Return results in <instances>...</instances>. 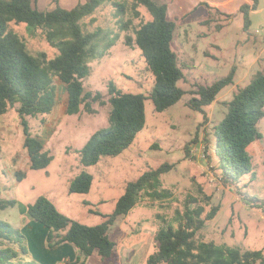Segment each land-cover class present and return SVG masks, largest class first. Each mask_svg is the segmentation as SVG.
<instances>
[{"label": "rangeland", "instance_id": "1", "mask_svg": "<svg viewBox=\"0 0 264 264\" xmlns=\"http://www.w3.org/2000/svg\"><path fill=\"white\" fill-rule=\"evenodd\" d=\"M244 1L174 0L170 4L172 16L197 6L190 19L187 17L182 22L173 43L186 75L179 85L188 93L164 112H157L153 100L147 98L146 125L134 144L118 156H102L97 165L90 167L82 165L79 150L95 131L111 125L110 81L124 91L148 96L155 79L142 50L136 44L127 43V36L135 38V27L140 19H134L129 29H120L115 11L108 2L94 14L96 22L90 24L91 16L86 17L84 20L89 29L101 25L112 29L113 36H119L114 44L107 46L104 56L90 60L91 71L84 79L86 90L102 92L105 103H94L96 113L69 115L66 84L55 78L57 102L53 112L29 117L33 134L43 140L54 156L51 164L40 170L30 168L17 107L0 116V197L16 200L14 206L0 209V220L22 230L26 225L27 205L40 195H47L70 217L88 225L101 223L103 216L89 213L85 202L90 203L89 208L110 214L128 182L136 180L148 169L169 162L175 167L163 173L161 180L163 187L173 189L174 196L155 202L142 199L110 232L117 244L114 257L104 261L97 254L90 259V264H146L149 255L157 249V231L165 224L161 216L172 221L176 210L183 209L184 200L190 193L199 198H204V194L211 195L212 205H220L216 217L209 220L200 232V239L243 250L264 251V207L246 203L243 195L249 193L264 199V137L250 146L255 179L252 181L251 174L246 175L239 184L227 187L222 183L213 134L214 126L228 112L225 102L233 97L239 86H245L257 72L264 71V0H259L258 11L251 13L249 28L245 27V16L239 10ZM200 2L220 5V11ZM140 9L142 18L149 19L146 7ZM131 17L128 12L124 18ZM207 17L212 20L203 23ZM11 27L25 39L33 54L46 51L49 57L57 55V49L49 44L40 30L35 31L24 23L12 22ZM232 68H236L234 84L225 87L211 105L204 107V112L189 106L197 83H212ZM259 129L264 135V118ZM84 169L94 175L91 190L83 194L71 193V180ZM18 174L22 176L21 180ZM28 259L42 264L32 255Z\"/></svg>", "mask_w": 264, "mask_h": 264}, {"label": "trees", "instance_id": "2", "mask_svg": "<svg viewBox=\"0 0 264 264\" xmlns=\"http://www.w3.org/2000/svg\"><path fill=\"white\" fill-rule=\"evenodd\" d=\"M106 2L114 9L120 29H129L134 19H140L135 27V38L127 36V43L136 44L142 50L155 81L148 96L124 91L110 81L108 102L111 104V125L95 131L79 150L82 165H97L102 156H118L134 144L138 133L146 125L147 98L153 100L157 112H164L188 93L179 85L186 75L173 43L189 14L171 16L170 1L86 0L67 9L61 6L60 0H54L55 6L41 10L34 6L32 0H0V116L17 107L31 169L47 168L54 159L44 142L33 134L29 117L52 113L57 102L56 77L66 84L69 115L82 112L93 114L97 112L94 103H105L102 92L86 90L84 79L91 71L90 60L104 56L107 46L114 44L119 36H113L112 29L101 25L91 30L84 19L91 16L90 24L96 22L94 14ZM258 5L259 0H251L241 6L246 28L251 25L250 12ZM142 6L150 14L149 19L142 18ZM128 12L132 17L125 20ZM211 20L208 17L202 22L209 23ZM12 22L40 30L49 44L57 49V55L49 57L46 51L33 54L25 39L11 27ZM235 76L236 68H232L212 83H197L189 106L204 112V107L211 105L225 87L234 84ZM225 104L228 112L214 126L213 134L222 183L230 187L239 184L246 175L251 174L252 181L256 177L250 146L264 137L259 129V123L264 118V71L257 72L245 86H239ZM174 167L175 164L165 162L128 182L110 214H102L90 207V212L104 218L95 225L85 224L60 211L47 195H40L28 204L25 215L48 228L46 245L49 249L62 243L76 247L77 258L64 264H88V259L95 253L108 261L114 257L117 245L110 235L111 225L118 216L128 214L142 199L149 198L153 202L171 199L174 191L163 187L161 175ZM18 177L21 180L20 174ZM93 181L94 175L84 169L71 180L69 191L88 193ZM243 195L246 203L264 207L263 198L249 193ZM204 198L190 193L184 200L183 209L176 210L172 221H166L161 216L165 224L157 231V249L149 255L146 264H264L263 249L243 250L199 238L207 222L214 219L220 210V205H212L211 195L204 194ZM15 204L13 198H0V209ZM85 204L90 205L89 202ZM31 253L23 231L0 220V264H38L28 259Z\"/></svg>", "mask_w": 264, "mask_h": 264}, {"label": "crops", "instance_id": "3", "mask_svg": "<svg viewBox=\"0 0 264 264\" xmlns=\"http://www.w3.org/2000/svg\"><path fill=\"white\" fill-rule=\"evenodd\" d=\"M166 1H170V4H171L174 0H166ZM32 2L34 4V6L38 7L41 10L49 9V8H52L53 6H55L54 0H32ZM84 2H86V0H60L61 6L64 8H67V9H72L75 6H77L79 3H84ZM250 2H251V0H245L244 2H242V4L239 6V10L243 4L250 3ZM170 4H169V9H170ZM199 4H209L211 6L210 8H217L218 10L220 7V5H214V4H211L209 2H200ZM196 7L197 6L192 7L191 9L183 12V14H179V15H184V14L188 13L189 14L188 18L190 19V17L192 16L191 13L193 12V10ZM258 8H259V6H258ZM258 8L255 10H252L250 12V16H251L252 12L258 11ZM173 16H175V15H173ZM210 16H213V14L211 13ZM189 19H188V21H189ZM45 148H46V145H45ZM46 149H48V148H46ZM81 194H83V193H81ZM52 200L56 204V201L54 199H52ZM84 205H85V203H84ZM85 206H87V205H85ZM87 208L89 211V206H87ZM89 213H91V212L89 211ZM126 215H120L117 217L116 222L113 225H111V227H110V232H111L113 226L117 225L119 220L121 222L122 218L125 217ZM26 219H27L25 222L26 225L24 227H22V231L28 238L29 247H30V250L32 252L31 255L34 258L38 259L39 261H42V264H64V262H66V261H73L77 258L78 250L76 249L75 246H73L70 243H62L60 245L55 246L52 249H49L46 245V237L48 234V228L40 222L30 220L28 218H26ZM34 244L37 247H35ZM95 255H97V253L94 254L93 256H95ZM93 256H91L88 259V264H90V261H91L90 259ZM91 264H92V262H91Z\"/></svg>", "mask_w": 264, "mask_h": 264}]
</instances>
